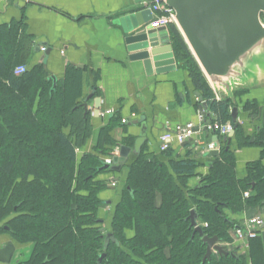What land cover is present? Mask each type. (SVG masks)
<instances>
[{
  "label": "trees",
  "instance_id": "16d2710c",
  "mask_svg": "<svg viewBox=\"0 0 264 264\" xmlns=\"http://www.w3.org/2000/svg\"><path fill=\"white\" fill-rule=\"evenodd\" d=\"M22 24L0 25V234L33 244L29 259L19 264H97L102 253L101 264H264L259 236L248 241L250 262L241 254L217 252L203 262L206 245L198 233L193 236L192 209L203 233L224 243L231 242L229 231L235 225L224 210L240 213L264 205V165L260 160L248 163L246 175L237 178L235 156L225 141L195 186L187 184L195 176L194 160L174 161L168 171L157 161L137 157L128 165L110 219L100 218L104 201L99 194L108 183L96 177L110 170L102 169L98 154L111 155L102 145L105 140L114 144L108 137L112 124L101 128L95 154L77 157L76 148L91 133L82 104L71 101L70 92L55 85L42 64L13 73L30 48ZM168 31L176 62L207 104V117L231 121V108L248 90H235V103L227 96L217 100L177 27L169 24ZM75 76L67 70V82L74 84ZM243 109L251 116L259 110L255 101H246ZM235 133L239 145L259 146L264 154V122L250 135L237 124ZM108 232L115 241L104 248Z\"/></svg>",
  "mask_w": 264,
  "mask_h": 264
},
{
  "label": "crops",
  "instance_id": "0c3cea01",
  "mask_svg": "<svg viewBox=\"0 0 264 264\" xmlns=\"http://www.w3.org/2000/svg\"><path fill=\"white\" fill-rule=\"evenodd\" d=\"M143 1L0 0V25L11 21H23L20 31H24L27 36L25 41L30 44L25 62L16 66L25 65L30 69L34 65L42 64L48 76L54 78L53 83L65 89L66 95L70 92L71 101L81 103L82 106L87 103L84 114H87L91 124V133L86 141L77 147V157L86 153H96L95 149L100 142V130L109 124L112 126L108 137L114 144H109V141L105 140L102 148L111 154L116 152L120 143L126 145L124 141L130 142V145H127L132 150L136 139L142 140L139 153L136 155L131 151L119 172L109 171L96 177L97 180H104L106 183L116 181L115 187L107 186L99 194L104 205L100 207L98 216L105 218L106 221L110 219L114 205L119 199L128 165L137 157L157 161L168 171H172V162L192 159L197 167L195 176L188 178L187 184L195 186L201 177L209 173L214 154L195 149L191 143L179 146L173 142L170 153L160 150V137L164 130L176 124L196 122L202 112L199 107L205 101L198 100L200 95L195 94L197 91L188 73L180 68L177 62L173 71L147 75L142 61L129 59L130 52L127 51L124 41L125 34L115 20L141 10ZM42 47L45 48L44 52L41 51ZM67 70L76 75L77 80L74 84L70 79L67 82ZM213 93L217 100L223 94L215 90ZM97 97L100 98V111L112 109L114 111L112 115L104 117L94 115V98ZM37 98L34 108L37 107ZM246 101L257 103L259 108L257 115L251 116L243 109ZM237 107V124L244 135H250L264 122V85H259L238 97ZM212 118H215L214 114ZM122 119H127V122L121 123ZM201 136L202 139L209 141L214 140L215 135L205 133ZM222 140L216 139L220 144ZM227 148L232 150L235 156L237 178L246 175L248 163L260 160L264 165L262 149L256 145H239L236 133ZM98 156L103 161L106 158V155L101 153ZM160 202L158 196L157 204ZM224 212L227 218L235 223L229 231L233 239V230L237 224H242L246 218L255 215L264 218V205L247 206L240 213L229 210ZM126 233L127 236H131L133 231L128 230ZM258 236L264 249V227ZM233 242L236 253L244 255L250 262L248 244L235 240ZM32 250V243H19L9 233L0 234V264L25 262Z\"/></svg>",
  "mask_w": 264,
  "mask_h": 264
},
{
  "label": "water",
  "instance_id": "95a60500",
  "mask_svg": "<svg viewBox=\"0 0 264 264\" xmlns=\"http://www.w3.org/2000/svg\"><path fill=\"white\" fill-rule=\"evenodd\" d=\"M160 1L174 11L177 29L215 91L223 93L235 103V90L249 91L264 85V0ZM143 7L115 20L125 34L129 59L142 61L147 75L173 71L176 69V59L168 28L149 25L152 15L145 5ZM195 94L199 95L198 92ZM83 107L86 111L87 103ZM100 107V98H94V115H98ZM199 109L206 111V103ZM237 112L238 107L234 105L230 112L234 128L224 138L227 146L235 133ZM213 139L215 141L217 136ZM141 142V138L136 139L132 150L129 146L119 145V152L113 154L111 164H103L102 169L119 172L131 151L136 155L139 153ZM188 218L193 227V236L198 233L206 245L203 262L209 260L213 252L236 256L233 251H227L220 245L217 236L210 237L203 233L195 209L190 211ZM110 241H115V238L108 232L104 248ZM103 258L105 253L99 256L97 264H101Z\"/></svg>",
  "mask_w": 264,
  "mask_h": 264
},
{
  "label": "built area",
  "instance_id": "2783aa9c",
  "mask_svg": "<svg viewBox=\"0 0 264 264\" xmlns=\"http://www.w3.org/2000/svg\"><path fill=\"white\" fill-rule=\"evenodd\" d=\"M145 8L148 9L152 15V19L149 25L152 27L168 26L169 24H175V13L174 11L166 6L160 0H144L142 2ZM41 51L44 52L45 48L42 47ZM26 70L25 65L16 66L13 70L15 75H20ZM112 109H106L100 111L99 115L109 116L113 114ZM134 118V115H132ZM122 123L127 122V119H122ZM233 130V124L231 121L221 122L216 118H206L204 113L201 112L196 122H188L184 124H176L170 128L164 130L160 137V150H168L172 143L175 142L177 145L184 143H191L193 148L200 151H206L208 153H218L220 151V144L212 140L206 141L202 139L201 135L205 133H215L220 137H225ZM206 137V136H205ZM78 149L76 148V151ZM118 152V148L116 149ZM112 158L107 157L104 159L106 163H111ZM110 185L114 186L115 182H110ZM249 195L248 191L244 192V196ZM207 226L206 223L203 224ZM264 226V218L260 215H255L246 218L242 224H239L233 230L232 237L235 241L248 244V241L259 235L260 230ZM228 246H230L228 244Z\"/></svg>",
  "mask_w": 264,
  "mask_h": 264
},
{
  "label": "rangeland",
  "instance_id": "374dc122",
  "mask_svg": "<svg viewBox=\"0 0 264 264\" xmlns=\"http://www.w3.org/2000/svg\"><path fill=\"white\" fill-rule=\"evenodd\" d=\"M222 96H225L224 94H222ZM242 107H244V104H243V106ZM255 131V130H254ZM254 132H252L251 134H253ZM232 246H234V245H232ZM238 255V254H237Z\"/></svg>",
  "mask_w": 264,
  "mask_h": 264
}]
</instances>
